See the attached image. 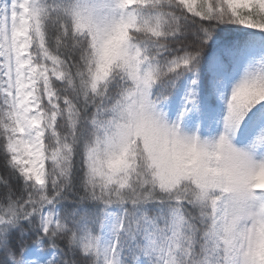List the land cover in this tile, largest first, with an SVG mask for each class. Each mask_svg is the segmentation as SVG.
Wrapping results in <instances>:
<instances>
[{
  "label": "snow or ice",
  "instance_id": "snow-or-ice-1",
  "mask_svg": "<svg viewBox=\"0 0 264 264\" xmlns=\"http://www.w3.org/2000/svg\"><path fill=\"white\" fill-rule=\"evenodd\" d=\"M0 264H264V0H0Z\"/></svg>",
  "mask_w": 264,
  "mask_h": 264
}]
</instances>
